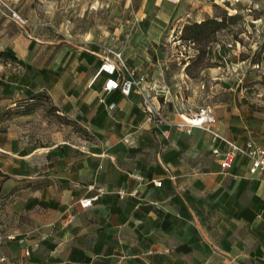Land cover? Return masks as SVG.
<instances>
[{
    "label": "crops",
    "instance_id": "crops-1",
    "mask_svg": "<svg viewBox=\"0 0 264 264\" xmlns=\"http://www.w3.org/2000/svg\"><path fill=\"white\" fill-rule=\"evenodd\" d=\"M138 1L144 31L136 29L125 47H110L146 76L141 90L128 95L103 90L104 44L58 39L22 6L18 11L35 21L27 36L0 16V51L18 60L0 59L4 96L28 104L43 92L55 114L81 132L60 124L52 140H43L16 120H0V231L25 238L2 242L7 264H264V171L250 173L242 155L222 170L212 153L225 149L222 140L177 127L180 114L208 103L211 129L264 149V94L244 86V60L227 76L203 68L205 78L189 86L183 78L189 63L174 71L168 61L143 55L147 40L159 43L213 17L216 0ZM144 96L168 123L147 120ZM91 183L103 193L82 208L79 200L96 193L86 189Z\"/></svg>",
    "mask_w": 264,
    "mask_h": 264
},
{
    "label": "rangeland",
    "instance_id": "rangeland-1",
    "mask_svg": "<svg viewBox=\"0 0 264 264\" xmlns=\"http://www.w3.org/2000/svg\"><path fill=\"white\" fill-rule=\"evenodd\" d=\"M18 11L17 6L27 8L37 17L46 32L54 33L58 39H70L75 42L93 41L101 47H125L136 29L147 26V20H139L138 0H4ZM214 1V0H211ZM220 5L213 8V16H220L224 8L231 14H237L230 25L192 41L181 38V32H174L165 40L153 43L147 40L143 55L152 60H165L169 68L181 69L189 63L183 77L186 83L196 85L205 73L203 68L217 67L222 75L237 74L235 63L244 60L243 72L247 80L244 86L251 87L253 94H264V0H216ZM30 25L20 27L11 21L26 36L30 34L34 19L27 17ZM1 17L8 19L0 14ZM36 19V20H37ZM192 23V21H191ZM3 21L0 19V44L5 41ZM14 30V28H12ZM190 34V32H188ZM144 37V36H143ZM146 41V39H145ZM232 43L229 47L228 44ZM255 58V61L252 59ZM2 63H0L1 67ZM19 71V67L13 66ZM190 90V89H189ZM196 101L194 100L193 103ZM14 103V104H13ZM189 110L183 115L195 112ZM29 114L22 121L18 117ZM0 120H16L14 124L37 138L52 140L50 134L60 128V124L74 132L80 128L73 121L56 115L45 93L40 92L36 100L28 104L11 101L0 90ZM0 264H7L1 263Z\"/></svg>",
    "mask_w": 264,
    "mask_h": 264
},
{
    "label": "built area",
    "instance_id": "built-area-1",
    "mask_svg": "<svg viewBox=\"0 0 264 264\" xmlns=\"http://www.w3.org/2000/svg\"><path fill=\"white\" fill-rule=\"evenodd\" d=\"M167 1L177 2L179 0ZM0 14L7 17L20 27H27L30 25L29 20L26 17L22 16L15 8L9 6L4 0H0ZM228 46L231 47L232 43H229ZM101 58L102 61L98 72H104L107 75L103 86L104 92L109 93L112 90L119 89L123 95H128L132 88L141 90L142 84L146 81V76L143 74L136 75L135 70L128 67L121 50L104 47ZM142 105L149 122L168 123V119L162 115L160 109L156 108L145 96L143 97ZM180 117L182 122L177 124L178 128H183L185 126L197 127L209 131L212 134L213 140L220 139L223 141L225 149L220 150L219 148H213L212 150V153L220 158L222 170H227L232 164L234 158L237 155H242L248 157L251 161L249 168L250 173L264 171V149L262 147L254 144L250 140L246 141L244 144H238L234 140L227 139L210 128L215 122V117L210 104L204 103L199 106L195 112L189 113L186 116L180 114ZM155 184L159 186L161 181H157ZM86 189L95 190L96 193L93 196L79 200V204L82 208L90 206L92 201L96 200L103 193V188L96 186L94 183L88 184ZM120 193H122V191H120ZM5 239H16L21 244L25 242L24 237L17 238L13 234H4L0 231V246ZM29 251L28 246H25L24 254L28 255ZM7 261L6 257L0 256L1 263H6Z\"/></svg>",
    "mask_w": 264,
    "mask_h": 264
},
{
    "label": "trees",
    "instance_id": "trees-1",
    "mask_svg": "<svg viewBox=\"0 0 264 264\" xmlns=\"http://www.w3.org/2000/svg\"><path fill=\"white\" fill-rule=\"evenodd\" d=\"M215 6L218 5L214 4V7ZM236 18L237 14H228V11L224 8L219 17L214 15L213 17H206L200 22L185 24L181 31V38L188 40L191 39L192 41L198 40L199 38L201 39L202 37L223 28L228 23L231 25ZM188 32H190V34ZM0 59L18 62L16 56L11 50L0 51ZM252 61H255V58H253ZM37 94H32L31 98L36 100Z\"/></svg>",
    "mask_w": 264,
    "mask_h": 264
}]
</instances>
